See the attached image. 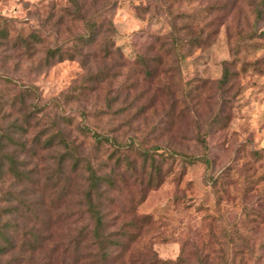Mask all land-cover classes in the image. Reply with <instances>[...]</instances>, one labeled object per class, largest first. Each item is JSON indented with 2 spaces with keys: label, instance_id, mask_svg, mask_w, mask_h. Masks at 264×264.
<instances>
[{
  "label": "rangeland",
  "instance_id": "374dc122",
  "mask_svg": "<svg viewBox=\"0 0 264 264\" xmlns=\"http://www.w3.org/2000/svg\"><path fill=\"white\" fill-rule=\"evenodd\" d=\"M84 1L96 19L100 5ZM233 2L105 0L103 29H115L107 58L101 44L77 40L70 0H0V126L12 139L0 264H264V168L252 155L264 148V37L233 42L254 28ZM198 5L206 41L184 47L179 63L159 47L175 27V38L195 35L202 24L181 15ZM232 59L237 76L220 89ZM80 124L119 144L93 142ZM198 138L208 169L188 162L203 152ZM89 166L101 177L94 189ZM229 169L223 187L205 178ZM87 191L109 232L103 251L88 248Z\"/></svg>",
  "mask_w": 264,
  "mask_h": 264
},
{
  "label": "trees",
  "instance_id": "16d2710c",
  "mask_svg": "<svg viewBox=\"0 0 264 264\" xmlns=\"http://www.w3.org/2000/svg\"><path fill=\"white\" fill-rule=\"evenodd\" d=\"M83 1L82 0H70L71 8H73V11H72L73 17L71 16L73 18L72 19L73 22L78 21L83 24L82 33L78 34L77 40L83 43H88L89 45H92V44H98L99 46L102 45L104 48L103 55L107 56L108 58L112 54L111 48L114 47V44H111L112 43L111 37L115 34V29L113 28V24L111 23V21H108V26L105 29H103V26L101 23V17L103 16L106 10V6L103 3L105 0H95L97 1L98 5H100V7H98L97 10H94L96 19L87 18L86 14H87L88 5L87 3H85V1L84 2ZM231 1L232 0H227V4H230ZM238 1H241V0H235V2H233L232 4ZM241 3L246 8L245 12H246L247 18L252 17L254 28H252L249 34L244 35V34L237 33L236 34L237 39H233V42L235 43L237 42L238 39H243V38H246L248 40H255L256 36L264 37V30L255 31L256 23L264 19V0H247L245 3H244V0H242ZM91 9H94V8L92 7ZM233 9L234 8H230L228 10L227 17L231 16ZM207 10L208 9L204 8V6L198 5L196 6V10L194 11L192 15L182 14L181 15L182 17L188 18L195 22H199L202 24V26H200L199 30H197L195 35L190 39H186L183 37L181 38V37H178L177 35H176L177 38H175L174 32L178 31V28L175 27L174 28L175 31L171 30V32L169 33L170 38H171L170 43L162 45L161 48L159 47V51L163 50V52L166 54H173L175 57H177V60H180L179 54L181 53L184 47H188L189 49L201 48V46L204 45L206 41L205 33L208 29ZM228 38H229V41H232L230 34H228ZM57 51L58 50L56 49L51 50L49 52V55L52 57L53 55H55V53H57ZM116 52H118L117 48L115 49V53ZM235 52L236 53L238 52L237 44H235ZM236 53L234 54L235 56H236ZM71 57H72L71 59L75 58L74 54L71 55ZM180 62L181 60L179 61V63ZM231 67H237V63L236 61H234V59L223 62L222 76L217 81V84L220 89H226L230 81L237 76L236 72L231 71ZM179 69H180V66H179ZM66 121H67V118H66ZM2 129L3 128L0 126V175L2 173V168H3L2 156H6V154H2L4 142L7 140L9 142H12V139L6 137ZM77 130L81 133L82 136L87 137V135H90L89 137L93 140V142L101 143L102 141H106V142H114L116 144H119L116 141V139L108 135L98 134L97 132L95 133L91 131L90 128L86 125H81V124L78 125ZM52 140L53 139H49L48 141H50L51 143ZM197 143L202 148L203 152L201 153L200 156L189 157L188 162L192 165L196 163H203L205 164L206 169H208L211 166L212 162L206 155V151H207L206 140L204 138H198ZM66 147L70 148V146H66ZM252 155L255 158V163H259L260 167L264 168V148L260 150L252 151ZM10 162L13 163V157L10 158ZM232 170L229 169L227 172L225 171L223 173H219L215 177L208 176L206 173L205 178L210 183L211 186L215 187L219 185L223 187L225 183L227 182V180L231 177V174L233 173ZM89 172H90L89 182H90L92 189H94L99 185L101 177L94 173L91 166H89ZM258 181L264 182V171L259 175ZM258 181L256 183V186L258 185L260 186ZM90 194H91L90 191H87L86 196H85L86 201H87V210L85 211V213L88 215V218L91 223V227H89L86 230V232L89 233L90 243L94 242L96 243V246H93L94 244L89 243L90 245L88 246V248L94 249V250L97 249V251L99 250L103 251L108 246V245L105 246V244H107L106 241L109 240V232L106 231L105 222L103 220L102 213L100 212L96 204L92 203V198ZM0 237H2V234L0 235ZM2 238H3V242L4 241L6 242V239L4 237ZM2 247H5V246L0 245V257L4 256V254L2 253L3 251ZM88 258L89 259L93 258V256L88 254V257H85V259H88ZM181 262H182L181 258H178L176 261L162 262L161 264H180Z\"/></svg>",
  "mask_w": 264,
  "mask_h": 264
}]
</instances>
